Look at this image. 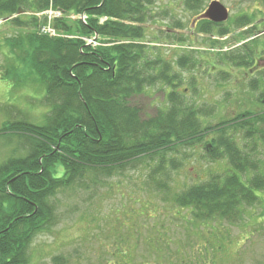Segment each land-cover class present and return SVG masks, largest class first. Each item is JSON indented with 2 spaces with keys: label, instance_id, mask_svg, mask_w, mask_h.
Segmentation results:
<instances>
[{
  "label": "trees",
  "instance_id": "1",
  "mask_svg": "<svg viewBox=\"0 0 264 264\" xmlns=\"http://www.w3.org/2000/svg\"><path fill=\"white\" fill-rule=\"evenodd\" d=\"M154 2L0 0V28L22 31L4 38L16 61L7 59L12 66L4 75L9 77L1 75V79L12 87L32 88L35 94L27 97L29 105L32 110L42 109L35 118L14 105L2 108L8 120L0 136L17 139L21 154L0 164V264H31L33 239L58 224V193L89 182L103 184L144 165L149 169L147 185L168 194L170 175L181 167L180 149L202 143L209 135L215 137L208 159L226 161L227 171L173 195L175 205L191 211L196 225H207L234 224L259 204L257 194L264 191L259 156L264 113L244 112L215 126L203 124L202 117L213 111L188 102L178 91L184 83L182 73L147 43L145 25ZM49 9L62 13L53 22L55 28L79 38L40 34L47 18L34 14ZM83 14L86 24L73 21V16ZM246 18L239 26L253 20ZM196 29L212 43L217 35L231 32L219 31L207 21ZM93 35L100 37L102 46L93 48L82 41ZM254 44L216 54L224 56L225 65L248 68L257 57ZM196 64L193 57L178 60L181 68L189 70ZM159 86L168 90L166 108L145 118L133 101Z\"/></svg>",
  "mask_w": 264,
  "mask_h": 264
},
{
  "label": "rangeland",
  "instance_id": "2",
  "mask_svg": "<svg viewBox=\"0 0 264 264\" xmlns=\"http://www.w3.org/2000/svg\"><path fill=\"white\" fill-rule=\"evenodd\" d=\"M214 1L227 8L229 19L223 28L231 32L226 39L212 43L193 24ZM191 4L196 5L193 11ZM150 10L145 25L147 43L182 73L184 83L178 91L185 94L188 102L213 111L202 117L205 126L231 121L244 112L264 113V34L247 35L246 27L239 26L245 18L241 16L246 14L264 22V0H155ZM83 16H74L73 21L84 22ZM17 33L22 31L0 28V128L8 120L2 111L7 105L17 106L35 118L42 111L40 107L32 110L29 105L27 97L35 94L32 88L12 87L1 79V75L8 79L4 71L11 69L12 62L7 59H13L4 38ZM90 38L102 46L100 37ZM253 43L257 57L248 68L225 65L224 56L216 54L234 52ZM183 56L193 57L197 63L192 70L178 65ZM253 82L257 85L255 90L251 87ZM166 92L161 86L149 89L133 104L143 110L145 118L154 116L166 108ZM214 137L209 135L202 143L180 149L181 167L170 175L168 194L147 185L149 169L144 165L103 184L89 182L82 188L58 193V224L33 239L29 250L31 264H55L56 258L62 259L57 264H264V191L257 194L259 204L248 208L234 224L216 221L196 225L191 211L182 210L173 202V195L227 171L226 161L208 159ZM8 139L12 138L0 136V164L21 154L16 149L18 140ZM259 153L264 173V145Z\"/></svg>",
  "mask_w": 264,
  "mask_h": 264
},
{
  "label": "flooded vegetation",
  "instance_id": "3",
  "mask_svg": "<svg viewBox=\"0 0 264 264\" xmlns=\"http://www.w3.org/2000/svg\"><path fill=\"white\" fill-rule=\"evenodd\" d=\"M207 10V9H206ZM205 10V11H206ZM260 12H262L263 11V9H258ZM205 11L203 12V13H205ZM202 13V14H203ZM251 13H253V11H251ZM247 15L248 14H246V15H243V16H241V17H247ZM248 16H252V14L251 15H248ZM240 18V17H239ZM201 21H207V22H209V23H213L215 26H216V28L217 29H220V28H223V24L224 23H215V22H212V21H210V20H205V19H203V20H197L196 21V23H195V25L194 26H197V24L199 23V22H201ZM245 29H246V32L247 33H256V32H260L261 34L263 33L264 34V22H257V21H255V20H251L249 23H247L246 25H245ZM228 35H226V36H220V35H217L216 37H215V39H219V40H223V39H226V37H227ZM264 49V47L262 48V50Z\"/></svg>",
  "mask_w": 264,
  "mask_h": 264
},
{
  "label": "water",
  "instance_id": "4",
  "mask_svg": "<svg viewBox=\"0 0 264 264\" xmlns=\"http://www.w3.org/2000/svg\"><path fill=\"white\" fill-rule=\"evenodd\" d=\"M202 18L209 19L216 23H223L228 19V11L221 3L213 2Z\"/></svg>",
  "mask_w": 264,
  "mask_h": 264
},
{
  "label": "built area",
  "instance_id": "5",
  "mask_svg": "<svg viewBox=\"0 0 264 264\" xmlns=\"http://www.w3.org/2000/svg\"><path fill=\"white\" fill-rule=\"evenodd\" d=\"M49 14H51V13H49ZM54 16H58L59 17V14H54ZM47 30L51 31L50 29H44L45 32H47ZM50 34H53V32L51 31Z\"/></svg>",
  "mask_w": 264,
  "mask_h": 264
}]
</instances>
